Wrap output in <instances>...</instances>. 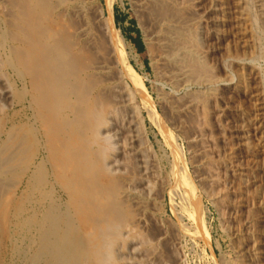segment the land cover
<instances>
[{
    "label": "bare ground",
    "instance_id": "bare-ground-1",
    "mask_svg": "<svg viewBox=\"0 0 264 264\" xmlns=\"http://www.w3.org/2000/svg\"><path fill=\"white\" fill-rule=\"evenodd\" d=\"M77 1L8 0L11 33L0 34V264H165L159 251L165 238L154 233L153 244L140 233L144 208L133 202L135 195L148 196L156 187L155 174L148 175L153 147L146 119H151L152 102L114 26L115 0L97 7L105 34L97 36L75 35L78 26H72V19L83 11L73 6ZM138 1L150 22L156 61L174 95L189 83L201 89L168 105L170 114L177 115L199 93L208 96L215 90L208 66L195 52L192 3ZM207 1L214 22L232 10L241 46L255 49L264 0H249L253 19L248 0H233L232 9L227 0ZM110 42L117 48L110 49ZM243 61L234 63L241 70L247 65L264 88V71ZM242 74H235L233 85L244 95L249 85ZM261 92L250 97L258 111L255 136L264 142ZM248 136L239 139L249 144ZM196 139L201 141L200 131L189 142ZM192 153L202 155L197 167L208 175L199 179L212 187L216 179L209 175V153Z\"/></svg>",
    "mask_w": 264,
    "mask_h": 264
},
{
    "label": "rangeland",
    "instance_id": "rangeland-1",
    "mask_svg": "<svg viewBox=\"0 0 264 264\" xmlns=\"http://www.w3.org/2000/svg\"><path fill=\"white\" fill-rule=\"evenodd\" d=\"M78 1L73 6L84 12L72 19V26H78L73 29H77L75 35L78 31L83 32L79 33L81 35H105L97 22V9L104 1ZM136 1L115 0L113 10L117 19H114V26L125 39L126 49L132 56L129 64L136 71L145 96L152 102L151 119H146L153 147L148 158L151 162L148 165L153 168H148V175L155 174L156 179L152 176L150 181L154 180L156 187L148 196H134L133 202L138 201L145 213L146 227L144 222L139 231L146 238L150 236L153 244L154 233L163 235L165 239L160 241L159 251L165 264H264V142H259L255 136L254 116L258 111L250 97L255 91L264 93V88L252 78L247 65L241 70V66L234 63V60L244 59V63L252 62L258 71H264V1L258 13L262 19L255 31V49H246L239 40L242 36L234 33L232 10L224 17L218 14L214 22L207 12V0H190L194 9L192 22L196 23L195 52L208 66L216 91L208 96L199 93L197 101H193L195 104L192 102L191 107L177 115L170 114L168 105L176 104V97L185 99L192 91L201 89L199 85L189 83L174 95L173 88L162 76V66L155 58V41L148 36L150 22ZM227 1L232 9L233 0ZM0 3V8H3L0 34L7 35L11 33L8 0H0ZM250 5L248 0L247 9L253 19L255 12ZM136 30L143 44L141 51H137L128 40L137 36ZM110 45V49L117 48L114 42ZM255 52L259 57L252 55ZM235 74L244 75L248 81V94H241L233 85ZM262 96L264 99V94ZM196 131L201 132V141L189 142ZM242 132L249 135V144L239 139ZM199 149L209 153V175L216 179L212 187L199 179L200 175H208L202 166L197 167L202 155L194 156L192 153ZM197 212L199 222L194 217Z\"/></svg>",
    "mask_w": 264,
    "mask_h": 264
},
{
    "label": "trees",
    "instance_id": "trees-1",
    "mask_svg": "<svg viewBox=\"0 0 264 264\" xmlns=\"http://www.w3.org/2000/svg\"><path fill=\"white\" fill-rule=\"evenodd\" d=\"M115 21L117 19L114 17ZM136 37L135 38H129L128 40L136 47L137 51H141L143 49V44L141 42V39L139 37V31L136 30Z\"/></svg>",
    "mask_w": 264,
    "mask_h": 264
}]
</instances>
